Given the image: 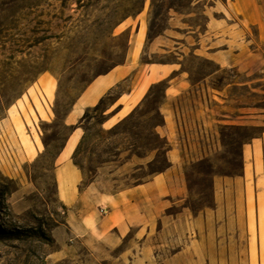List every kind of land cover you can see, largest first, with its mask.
Returning a JSON list of instances; mask_svg holds the SVG:
<instances>
[{
    "label": "rangeland",
    "instance_id": "374dc122",
    "mask_svg": "<svg viewBox=\"0 0 264 264\" xmlns=\"http://www.w3.org/2000/svg\"><path fill=\"white\" fill-rule=\"evenodd\" d=\"M258 1L261 23L243 25L246 47L231 44L229 51L257 55L262 61L264 0ZM202 7H192L190 0H0V264H116L94 260L84 245L68 239L65 226L74 209L58 198L57 159L73 126L85 135L80 153L75 159L71 156V163L82 167L79 191L97 179L99 168L112 162L119 165L130 158L150 156L138 170L119 177L120 185L138 183L162 172L167 166L166 142L154 131L159 121L156 109L163 102L162 88L153 86L141 108L115 132L101 127L105 120L101 113L120 94L127 93V83L105 94L98 112L93 108L85 111L86 119L80 124L78 119L68 125L66 117L92 80L125 63L128 33H120L119 24L125 20L130 23L142 10L140 17L147 19V29L163 32L167 14L173 11L196 13L187 22L202 30ZM174 61L172 56L141 58L143 63ZM180 64L192 84L208 78L209 93L221 91L227 101H209L193 91L182 96L181 103H230L219 112L229 113V120L235 122H239V111L257 117L252 118L255 123L251 126L216 125L222 148L185 168L189 189L186 204L196 210L212 205L210 178L240 176L242 146L264 134V66L247 78L232 70H219L214 62L191 53ZM244 82L245 87H226ZM255 164L257 185L263 191L264 153L258 151ZM258 208V237L253 221L250 230L253 244L260 243L264 264L262 194ZM251 254L256 261L255 248Z\"/></svg>",
    "mask_w": 264,
    "mask_h": 264
},
{
    "label": "crops",
    "instance_id": "0c3cea01",
    "mask_svg": "<svg viewBox=\"0 0 264 264\" xmlns=\"http://www.w3.org/2000/svg\"><path fill=\"white\" fill-rule=\"evenodd\" d=\"M198 4H203L202 30L199 25L187 22L196 13L173 11L168 13L162 34L150 40L147 39V19L140 17L143 13L130 23L125 20L119 24L120 33H128L125 63L92 80L66 117L68 125H74L105 94L127 83V93L120 94L103 113L105 121L101 127L109 130L141 108L153 86L165 84L163 102L156 109L163 124L154 128L166 142L167 166L162 172L138 183L120 185L119 177L138 170L136 168L146 164L150 156L130 158L119 165L112 162L99 168L97 179L79 191L83 175L71 163V156L83 136L78 128H74L58 156L57 195L63 204L74 209L67 216V237L84 245L94 260L116 264H263L260 243L253 244L250 224L253 221L258 237V203L261 194L264 197V190L260 191L257 185L255 155L258 151L264 153V134L242 146L240 176L210 178L211 207L193 210L186 204L189 189L184 176L185 168L192 162L222 148L216 125L251 126L255 123L252 118L257 117L239 111L236 117L239 122L230 121L229 113L219 112L230 103L179 101L182 96L196 91L209 101L216 98L227 102L221 91L209 93L208 78L196 84L189 81L180 64L187 53L214 62L219 70H232L247 78L264 66V60L257 55L230 54L229 51L231 44L246 47L242 26L261 23V5L258 0H191L192 7ZM220 47L226 50H218ZM143 56L149 59L172 56L175 61L143 63ZM246 84L226 87H245ZM82 100L87 103H81ZM78 109H82V113L75 117ZM262 169L264 173V164ZM114 184L119 185L114 187ZM95 237L104 240H95L93 247ZM61 240L65 241V237ZM254 248L256 261L251 254Z\"/></svg>",
    "mask_w": 264,
    "mask_h": 264
},
{
    "label": "trees",
    "instance_id": "16d2710c",
    "mask_svg": "<svg viewBox=\"0 0 264 264\" xmlns=\"http://www.w3.org/2000/svg\"><path fill=\"white\" fill-rule=\"evenodd\" d=\"M190 2H191V0H190ZM171 4H172V3H171ZM170 6H172V5H170ZM169 9H172V7H169ZM141 12H142V10L139 11L138 15H139ZM167 17H168V14H167ZM166 19H167V18H166ZM166 21H167V20H166ZM161 34H162V32H158V31H157V32H152L151 28L149 27V30H148V33H147V39L150 40L151 38L157 37V36H159V35H161ZM157 85H159V86L162 88V94H163V89H164V87H165V84H164V83H159V84H157ZM102 100H103V98L99 101V103H98L96 106L93 107V110H94L95 112H98V110H99V108H100V105L102 104ZM86 111H87V110H86ZM135 111H136V110H135ZM135 111H134L133 113H131L127 118H125L124 120H122L121 122H119L118 124H116V125H114L112 128H110L109 130H107L106 132H108V133L115 132V131L118 129V127H119L120 125H122V123H124L127 119H130V118L133 117ZM104 112H105V110L102 111V113H101L102 117H104V115H103ZM157 113H158V112H157ZM158 117H159V121L156 123L155 128H156V127H159V126H162V124H163V119H162V117H161V115H160L159 113H158ZM85 119H86V114L84 113V114L82 115V117L80 118V122H79V124H80L82 121H84ZM104 121H105V120H103V121L100 123V125H102V124L104 123ZM72 129L74 130V127H73V126H72ZM73 130H72V131H73ZM71 133H72V132H71ZM84 140H85V135L82 136V138H81L79 144L77 145V147H76V149H75V151H74V153H73V155H72V158H73V159H75L76 156L80 153V149H81V147H82V145H83V143H84ZM99 159H100V157H99ZM99 159H98V160H99ZM165 160H166V157H165ZM75 166L78 167V169H79L80 171H82V167H81V165H79L78 163H75Z\"/></svg>",
    "mask_w": 264,
    "mask_h": 264
},
{
    "label": "bare ground",
    "instance_id": "6f19581e",
    "mask_svg": "<svg viewBox=\"0 0 264 264\" xmlns=\"http://www.w3.org/2000/svg\"><path fill=\"white\" fill-rule=\"evenodd\" d=\"M94 100L91 101V103H93ZM81 103H87L86 100H82ZM80 113H82V109H78L76 112H75V117L78 116ZM72 121H74V118L72 119Z\"/></svg>",
    "mask_w": 264,
    "mask_h": 264
},
{
    "label": "clouds",
    "instance_id": "9594fccd",
    "mask_svg": "<svg viewBox=\"0 0 264 264\" xmlns=\"http://www.w3.org/2000/svg\"><path fill=\"white\" fill-rule=\"evenodd\" d=\"M95 240H99V241L103 242L104 238L103 237H95L94 241H93V247L95 245Z\"/></svg>",
    "mask_w": 264,
    "mask_h": 264
},
{
    "label": "built area",
    "instance_id": "2783aa9c",
    "mask_svg": "<svg viewBox=\"0 0 264 264\" xmlns=\"http://www.w3.org/2000/svg\"><path fill=\"white\" fill-rule=\"evenodd\" d=\"M100 212H102V211L100 210Z\"/></svg>",
    "mask_w": 264,
    "mask_h": 264
}]
</instances>
